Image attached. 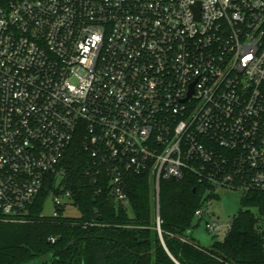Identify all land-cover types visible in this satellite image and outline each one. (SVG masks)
<instances>
[{"label":"built area","instance_id":"obj_1","mask_svg":"<svg viewBox=\"0 0 264 264\" xmlns=\"http://www.w3.org/2000/svg\"><path fill=\"white\" fill-rule=\"evenodd\" d=\"M79 138L119 204L149 175L162 245L161 181L190 173L212 189L195 220L228 235L210 195L264 193V0H0V216L25 221L48 176L53 216L74 208Z\"/></svg>","mask_w":264,"mask_h":264},{"label":"trees","instance_id":"obj_2","mask_svg":"<svg viewBox=\"0 0 264 264\" xmlns=\"http://www.w3.org/2000/svg\"><path fill=\"white\" fill-rule=\"evenodd\" d=\"M99 169L82 140H75L59 170L80 215L67 216L63 206L57 216L42 215L54 190L55 177L48 176L25 221L0 216V264H264V193L242 197L233 229L223 241L204 247L187 233L212 189L193 173L163 179L160 216L166 250L156 230L149 175L127 173L130 205L125 207L109 194Z\"/></svg>","mask_w":264,"mask_h":264},{"label":"rangeland","instance_id":"obj_3","mask_svg":"<svg viewBox=\"0 0 264 264\" xmlns=\"http://www.w3.org/2000/svg\"><path fill=\"white\" fill-rule=\"evenodd\" d=\"M61 172H63L61 170ZM219 200H213L208 206V210L211 213V218L218 220L222 223H228L238 214L241 209L242 194L239 191L220 189L218 190ZM54 209V201L49 198L45 204L43 216L52 217ZM67 216L78 217L80 214L75 208L67 209ZM206 220L198 223L194 220L191 231L187 233L189 239L194 240L196 243L204 247H211L216 241H223L227 236V232L222 231L216 235L210 234L206 229Z\"/></svg>","mask_w":264,"mask_h":264},{"label":"water","instance_id":"obj_4","mask_svg":"<svg viewBox=\"0 0 264 264\" xmlns=\"http://www.w3.org/2000/svg\"><path fill=\"white\" fill-rule=\"evenodd\" d=\"M164 247H165V249L167 250V247H166V245H163ZM176 264H179L178 262H176Z\"/></svg>","mask_w":264,"mask_h":264}]
</instances>
